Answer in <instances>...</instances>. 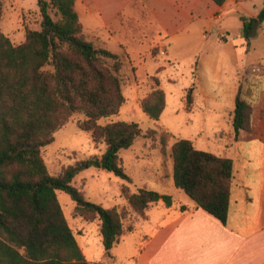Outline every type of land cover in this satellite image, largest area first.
<instances>
[{
    "label": "trees",
    "instance_id": "1",
    "mask_svg": "<svg viewBox=\"0 0 264 264\" xmlns=\"http://www.w3.org/2000/svg\"><path fill=\"white\" fill-rule=\"evenodd\" d=\"M222 5L226 0H213ZM39 29H26L24 40L13 44L0 32V264H104L88 261L79 247L57 198V190L74 201L79 215L100 220L104 255L119 241L123 224L119 211L87 200L72 181L82 170L101 167L124 182L120 193L131 208L144 210L169 194L141 187L129 189L119 150L141 135L133 121L100 124L116 115L124 102L119 71L120 55L85 38L74 0H37ZM246 44L264 21V0L256 16L239 15ZM155 88L140 101L146 115L157 120L165 106L164 91L152 76ZM256 97V96H255ZM239 90L235 95L233 130L250 131L252 103ZM192 102L186 93V107ZM77 113V126L95 144L104 143L100 155L77 160L51 174L42 149L54 133ZM156 129L143 136L154 137ZM173 182L196 204L225 223L233 179L232 159L197 149L190 139L171 144Z\"/></svg>",
    "mask_w": 264,
    "mask_h": 264
},
{
    "label": "rangeland",
    "instance_id": "2",
    "mask_svg": "<svg viewBox=\"0 0 264 264\" xmlns=\"http://www.w3.org/2000/svg\"><path fill=\"white\" fill-rule=\"evenodd\" d=\"M87 1L75 0L85 38L120 55L122 60L119 77L124 102L116 115L103 117L98 122L133 121L141 128V135L133 144L119 150L123 169L131 177L130 191L146 187L167 194L172 192L171 196L175 198L188 199L183 190H176L172 186L174 184L169 185L173 163L171 144L176 138H185L195 142L200 150L219 152L222 141L214 140L213 130L224 129L229 122L236 94L232 84L244 82L251 91L247 90L249 95L245 93L242 96L252 99L256 98L263 85V76L239 81L236 71L242 65L249 68L248 72L253 70L256 73L259 67L264 66V21L248 45L241 35L242 23L237 13H225L221 19L217 15L218 19L210 27H201L197 21L189 40L162 44L153 38L154 34L145 30L148 25L143 18L119 13L113 23L98 24V20L91 17ZM252 3L253 0L244 3L246 10H252ZM40 20L37 0H0V32L13 44L24 40L26 29H39ZM211 27H216L218 33L212 34ZM203 32L207 37L202 36ZM222 33L223 43L218 41V35ZM152 76L158 78L159 88L165 94V106L157 120L149 118L140 106L141 99L155 88ZM188 91L194 97L190 111L184 109ZM251 92L255 95L252 96ZM83 119L81 113L72 115L55 131L54 140L42 149L44 162L51 174L104 151V143H93L90 134L77 126V122ZM150 128L156 129V134L152 138L144 137ZM162 175L166 177L163 184L157 179ZM123 182L113 173L91 166L80 171L72 184L84 193L87 200L103 207L114 206L121 215L124 233L133 229L139 215L120 193ZM56 193L86 259L100 261L103 246L99 218L87 219L79 215L74 210V201L66 192L57 190ZM147 229L136 228L126 233L116 245L117 251L126 253L137 248L144 241Z\"/></svg>",
    "mask_w": 264,
    "mask_h": 264
},
{
    "label": "crops",
    "instance_id": "3",
    "mask_svg": "<svg viewBox=\"0 0 264 264\" xmlns=\"http://www.w3.org/2000/svg\"><path fill=\"white\" fill-rule=\"evenodd\" d=\"M246 1L226 0L222 5L213 0L87 2L91 17L97 19L98 24L113 23L119 13L143 18L148 25L144 27L145 30L164 44L189 40L197 21H200L201 27H210L218 19L217 15L221 19L225 13L256 16L263 6V0H253L250 11L246 10ZM211 28L212 34L218 33L216 27ZM223 29H226L224 25ZM202 36L207 37V34L203 32ZM223 36V33L218 35L219 42H225ZM259 68L254 73L253 70L248 72L249 68L241 65L236 71L237 78L240 81L257 76L264 77V66ZM232 86L236 93L239 88L242 94L249 95L247 90L251 91L241 81ZM190 93V106L187 108L186 101L184 102V109L187 111L193 108L194 97ZM255 96L250 131L241 130L237 135L234 134L233 111L226 128L213 130L214 140L222 141L219 152L214 154L230 158L233 162V179L225 223L197 207L191 198H175L171 196L172 192H168L172 199L171 204L166 205L161 200L150 204L144 210L143 216H139L133 229L121 234L108 256H104L103 249L100 261L104 264H264V82ZM192 143L196 147L195 142ZM165 178L162 175L157 179L163 184L166 182ZM172 184L174 182L171 174L169 185ZM144 227L148 229L144 234V241L137 248L126 253L117 251L116 245L126 233Z\"/></svg>",
    "mask_w": 264,
    "mask_h": 264
}]
</instances>
